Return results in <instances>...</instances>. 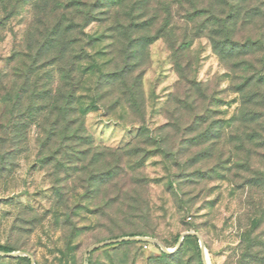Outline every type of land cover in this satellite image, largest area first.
I'll return each mask as SVG.
<instances>
[{
	"label": "rangeland",
	"instance_id": "obj_1",
	"mask_svg": "<svg viewBox=\"0 0 264 264\" xmlns=\"http://www.w3.org/2000/svg\"><path fill=\"white\" fill-rule=\"evenodd\" d=\"M51 6L0 0V264H264V0Z\"/></svg>",
	"mask_w": 264,
	"mask_h": 264
},
{
	"label": "trees",
	"instance_id": "obj_2",
	"mask_svg": "<svg viewBox=\"0 0 264 264\" xmlns=\"http://www.w3.org/2000/svg\"><path fill=\"white\" fill-rule=\"evenodd\" d=\"M74 7V0H52V6L51 8L53 9L52 11L56 13V21H63L66 20V30L67 29H74L78 27V23L74 21L75 16L74 15H68V11ZM83 20L87 18V15H83ZM86 21V19H85ZM89 21H86V23H89ZM85 23V22H84ZM264 47V41L262 42L259 39H248V41L242 46L239 47V53L240 54H246L249 53L251 56H254L256 53V50H260ZM247 73L243 77V82L242 84L245 86H261L264 84V62L263 58L257 60L256 62H252L247 60ZM255 93V92H254ZM253 93V94H254ZM259 100V99H258ZM55 108L59 109V117L66 118V116L69 113V107L67 106H59L57 103L55 104ZM262 114V115H261ZM252 115L253 117H256L260 115V117L264 118V110H258V109H253L252 110ZM59 120H57L58 122ZM71 119H68V122H70ZM65 127V126H64ZM66 129V127H65ZM197 248L199 249V245L197 243ZM0 251L1 252H12V249L8 246L1 245L0 244Z\"/></svg>",
	"mask_w": 264,
	"mask_h": 264
}]
</instances>
